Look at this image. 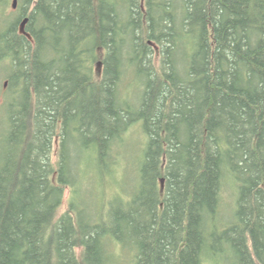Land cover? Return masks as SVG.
Wrapping results in <instances>:
<instances>
[{"label": "trees", "instance_id": "obj_1", "mask_svg": "<svg viewBox=\"0 0 264 264\" xmlns=\"http://www.w3.org/2000/svg\"><path fill=\"white\" fill-rule=\"evenodd\" d=\"M13 1L0 264H264V0Z\"/></svg>", "mask_w": 264, "mask_h": 264}, {"label": "rangeland", "instance_id": "obj_2", "mask_svg": "<svg viewBox=\"0 0 264 264\" xmlns=\"http://www.w3.org/2000/svg\"><path fill=\"white\" fill-rule=\"evenodd\" d=\"M8 80L9 79L7 78V75L4 74V76H2V80H1L2 86H1V90H0L2 96L8 89L7 88ZM6 83H7V85L5 86ZM138 99H139V96L135 97L134 101L136 103H138ZM133 129L135 131V127ZM141 139H142L141 136L134 135V137L132 139V141L134 142L133 147L131 146L129 148V151H127V152H133L134 154H137L139 152L137 150V148H139L138 143L140 142ZM58 149H59V141L56 140L55 147H54V160L57 159ZM125 166L127 167V164ZM131 174L132 173H131L129 167L125 168L123 174H121V175L117 171L115 173V175L113 176V180L109 183V185L105 189V192L107 191V196H112L119 191V189H120V187L118 185L119 182L121 185V189L123 188V182H125V186H127L126 188L131 187L130 186ZM123 176H124V180L122 181ZM129 178H130V180H129ZM96 180H98V178ZM96 183L97 184H94L92 182V184H89L87 182V185L85 184L83 191L78 192L76 194L77 199L80 200L83 204L85 203V205H88V204L92 203L93 201L99 200V198H100L99 195L103 194L104 188L101 185H99L97 181H96ZM233 187H234V185L232 186L231 184L227 183V185L223 191V206H224L223 211H224V217L226 218L223 220V223H226V222L229 223L230 221H232V219H231L232 218V212L230 211V209L233 206V201H234V196H235ZM71 196H72L71 189L69 188L65 192L64 201H63V205L60 209V213L64 212L68 208L69 201L71 200ZM219 220L221 221V219H218V221ZM210 264H215V263L213 262Z\"/></svg>", "mask_w": 264, "mask_h": 264}, {"label": "water", "instance_id": "obj_3", "mask_svg": "<svg viewBox=\"0 0 264 264\" xmlns=\"http://www.w3.org/2000/svg\"><path fill=\"white\" fill-rule=\"evenodd\" d=\"M17 6H18V0H14L13 1V7L14 8H17ZM6 85H7V83H6Z\"/></svg>", "mask_w": 264, "mask_h": 264}]
</instances>
